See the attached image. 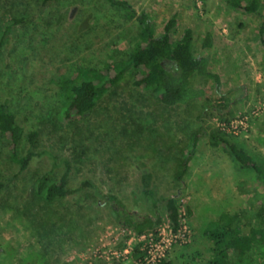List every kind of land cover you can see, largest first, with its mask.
Wrapping results in <instances>:
<instances>
[{
	"label": "rangeland",
	"instance_id": "rangeland-1",
	"mask_svg": "<svg viewBox=\"0 0 264 264\" xmlns=\"http://www.w3.org/2000/svg\"><path fill=\"white\" fill-rule=\"evenodd\" d=\"M127 1L149 15L155 34L173 14L174 39L190 27L193 53L208 56L220 91L208 81L194 107L165 106L155 93L134 85L139 73L123 64L139 41L140 27L106 0H0V101L25 132L37 131L38 150L70 162L71 187L83 180L94 187L50 202L36 196L30 187L51 168V158L44 154L19 172L8 138L0 133V264H133L128 250L153 232L136 237L119 225L105 195L116 196L128 211L152 213L148 199L133 200L145 167L153 171L155 197L176 194L181 204L182 228L165 253L170 264L204 260L211 245L203 232L206 223L222 211L240 210L248 199L253 210L257 206L253 192L263 191L253 174L211 146L205 134L183 180L174 181L173 175L198 126L205 132L226 128L264 165V49L258 34L264 0L257 13L236 8L231 0ZM206 32L213 40L203 48ZM80 68L103 79L119 70L121 78L88 116L67 121L51 78ZM26 147L22 142L21 149ZM158 213L155 229H162L168 221L161 204Z\"/></svg>",
	"mask_w": 264,
	"mask_h": 264
},
{
	"label": "trees",
	"instance_id": "trees-1",
	"mask_svg": "<svg viewBox=\"0 0 264 264\" xmlns=\"http://www.w3.org/2000/svg\"><path fill=\"white\" fill-rule=\"evenodd\" d=\"M47 3L50 0H39ZM111 6L120 8L127 18L135 19L139 24V41L133 47L123 66H131L136 70L133 84L144 90L155 93L161 104L165 106L194 107L197 100L204 95L202 84L212 81L217 92L220 91V76L209 68V58L206 55L193 53V31L184 27L177 38L172 32L177 24L173 14L163 25L162 32L155 34L154 26L149 15L144 11L137 13L127 0H106ZM231 5L247 12L257 13L260 0H247L242 4L240 0H231ZM18 22V19H14ZM260 42L264 49V21L258 27ZM212 35L206 32L202 39V47L212 45ZM121 72L108 79L101 74L85 69H78L74 74L60 75L51 78L57 88L58 100L61 104L63 119L72 121L76 118L88 116L95 102L112 85L121 78ZM0 133L8 138L11 161L17 163L18 171L27 170L38 157L46 154L51 158V168L40 174L32 184L31 192L45 201L55 199L74 198L81 191L91 189L93 185L83 180L74 187L69 184L71 164L66 158L59 162L48 151L38 150L37 131L25 132L23 126L16 121L14 113L9 109L5 100L0 101ZM205 134L213 147H220L239 169L250 171L264 193V165L255 161L244 148L237 144L234 134L226 128H214L205 132L201 126L191 131L188 144L181 149L178 158L174 181L181 182L189 170V161L198 139ZM27 147L21 149V143ZM61 167L59 174L55 169ZM153 171L145 167L140 175L139 191L133 192L134 203L150 201L153 212L139 213L128 211L116 196L107 194L110 210L116 222L123 228L130 230L136 237L146 231H155L161 222L158 207L161 204L172 232L175 234L182 226L181 204L176 194L155 197L150 189ZM3 183L0 181V188ZM94 188V187H93ZM95 193V192H94ZM257 202L252 209V201L248 199L246 206L236 212L222 211L209 220L204 227V234L211 245L204 260L197 264H264V194L254 191ZM86 195H90L86 193ZM186 215L191 210L186 206ZM143 242H138L130 248L129 255L134 262L140 261L145 255ZM156 264H170L168 253Z\"/></svg>",
	"mask_w": 264,
	"mask_h": 264
},
{
	"label": "built area",
	"instance_id": "built-area-1",
	"mask_svg": "<svg viewBox=\"0 0 264 264\" xmlns=\"http://www.w3.org/2000/svg\"><path fill=\"white\" fill-rule=\"evenodd\" d=\"M240 121L242 122L243 120ZM181 228L174 234L167 222L162 229L158 228L152 231L153 233L150 234L149 238H146L142 245V249L145 250V255L140 261H133V264H156L159 262L165 256L166 249L171 245L174 237L180 233ZM140 241L142 242V240Z\"/></svg>",
	"mask_w": 264,
	"mask_h": 264
},
{
	"label": "water",
	"instance_id": "water-1",
	"mask_svg": "<svg viewBox=\"0 0 264 264\" xmlns=\"http://www.w3.org/2000/svg\"><path fill=\"white\" fill-rule=\"evenodd\" d=\"M74 9H75V8H72V10H71V12H70V15H69V17H71V16H72Z\"/></svg>",
	"mask_w": 264,
	"mask_h": 264
}]
</instances>
